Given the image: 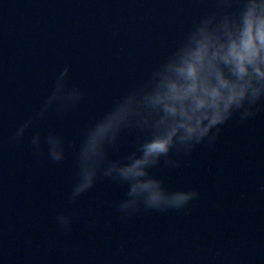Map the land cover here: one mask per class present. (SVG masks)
<instances>
[{
    "label": "clouds",
    "instance_id": "9594fccd",
    "mask_svg": "<svg viewBox=\"0 0 264 264\" xmlns=\"http://www.w3.org/2000/svg\"><path fill=\"white\" fill-rule=\"evenodd\" d=\"M211 2L144 78L83 130L69 204L106 179L127 186L114 204L122 223L150 212L190 215L199 190L172 189L154 170H179L197 148L214 146L225 126L264 113V0ZM70 70L59 72L50 94L15 129L10 144H22L49 114L63 117L82 103L85 92L70 85ZM130 133L131 150L113 158ZM30 145L38 158L61 163L69 142L54 130L34 131ZM55 223L66 235L73 230L70 213H58Z\"/></svg>",
    "mask_w": 264,
    "mask_h": 264
}]
</instances>
